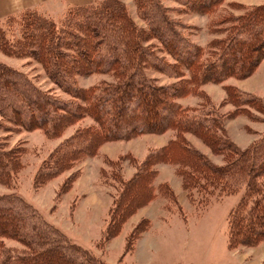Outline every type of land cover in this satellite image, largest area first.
I'll list each match as a JSON object with an SVG mask.
<instances>
[{
	"label": "trees",
	"instance_id": "obj_1",
	"mask_svg": "<svg viewBox=\"0 0 264 264\" xmlns=\"http://www.w3.org/2000/svg\"><path fill=\"white\" fill-rule=\"evenodd\" d=\"M164 1L136 0L145 28L138 27L122 0L68 6L58 18L37 6L0 19L2 52L35 59L64 91L86 100L84 109L77 102L61 100L37 86L26 73L0 60V115L11 125L28 130L40 128L50 137L59 136L84 114L97 120L96 129H80L59 145L39 170L35 180L38 186L95 155L106 141L176 130V138L150 153L130 179L103 172L120 189L101 239L107 242L118 235L130 217L161 195L163 182L156 184L155 167L177 159L179 175L190 192L226 194L244 188L230 219V240L231 244L252 245L264 238V135L241 149L225 135L220 126L223 116L208 99L199 108L184 107L173 99L179 90L153 85L144 75L145 66L167 73L171 64L144 42L158 40L176 63L188 69L191 79L181 85L182 90L210 79L245 77L264 59V4L246 8L236 17L221 16L219 24L223 27L218 31L223 37L215 46L218 50L201 59L196 45L184 35ZM177 1L189 9L215 14L225 0ZM94 72H114L117 82L91 88L85 95L75 79ZM234 92L235 96L231 92L230 97L240 107L261 101ZM186 132L201 137L213 152L224 156V163L216 164L194 149L183 137ZM22 151L5 150L0 145L1 183L12 180ZM176 151L181 160L174 156ZM73 181L70 178L63 191H68ZM163 195L176 199L174 194ZM150 225L147 218L137 224L128 236L127 251L133 250L135 241ZM7 239L18 241L23 248L8 247ZM0 263L109 264L101 255L73 242L29 202L14 194L0 196Z\"/></svg>",
	"mask_w": 264,
	"mask_h": 264
},
{
	"label": "rangeland",
	"instance_id": "obj_2",
	"mask_svg": "<svg viewBox=\"0 0 264 264\" xmlns=\"http://www.w3.org/2000/svg\"><path fill=\"white\" fill-rule=\"evenodd\" d=\"M122 1L138 27L145 28L146 23L139 15L136 0ZM164 3L172 9L171 16L184 35L196 45L201 59H205L217 52V41L223 37V32L218 31L223 27L219 24L220 17L227 14L236 17L243 14L246 8L264 4V0H225L215 14L189 9L177 0H165ZM67 4V0H56L41 8L46 14L58 18L67 10ZM14 29L19 32L17 25ZM144 46L171 64L167 73L147 65L144 75L157 87L179 90L175 91L177 94L173 98L178 104L199 108L208 99L223 116L220 126L225 135L241 149L248 148L264 135V59L245 77L230 76L222 81L210 79L182 90L181 85L191 79L188 69L176 63V59L158 40L144 42ZM0 60L26 73L37 86L53 96L66 102H77L81 109L86 107L83 97L76 98L64 91L35 59L8 55L0 50ZM75 80L85 95L91 88L117 82L114 72L85 73ZM235 90L256 96L261 101L240 107L230 97ZM96 127H99L97 120L90 114H84L59 136L50 137L40 128L28 130L11 125L0 115V145L5 150H23L10 183L0 182V196H20L73 242L101 255L109 264H264V238L252 245L231 244L230 219L244 195V188L226 194L219 191L208 194H200L197 190L190 192L179 175L180 161L177 159L156 165V184L163 182L161 195L130 217L118 235L104 242L101 237L120 188L103 172L118 173L125 180L130 179L136 173L138 164L153 151L167 146L176 138L177 132L169 129L106 141L95 155L86 157L41 186L36 184V176L43 163L50 159L63 141L80 129ZM183 137L212 162L224 163V156L213 152L201 137L192 132H186ZM178 152L174 156L180 159ZM116 161H119L117 166L110 167ZM70 178L74 180L72 185L68 191H63ZM162 194H174L176 199L173 201ZM144 218L150 220L149 229L135 241L133 250L127 251L130 232ZM5 243L15 249L23 248L13 239H7Z\"/></svg>",
	"mask_w": 264,
	"mask_h": 264
},
{
	"label": "crops",
	"instance_id": "obj_3",
	"mask_svg": "<svg viewBox=\"0 0 264 264\" xmlns=\"http://www.w3.org/2000/svg\"><path fill=\"white\" fill-rule=\"evenodd\" d=\"M56 0H0V19L11 14H17L28 7H37L52 4ZM93 0H67V6L83 5Z\"/></svg>",
	"mask_w": 264,
	"mask_h": 264
}]
</instances>
